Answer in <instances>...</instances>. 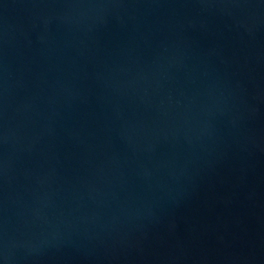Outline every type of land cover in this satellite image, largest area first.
I'll list each match as a JSON object with an SVG mask.
<instances>
[{
	"label": "water",
	"instance_id": "obj_1",
	"mask_svg": "<svg viewBox=\"0 0 264 264\" xmlns=\"http://www.w3.org/2000/svg\"><path fill=\"white\" fill-rule=\"evenodd\" d=\"M0 264H264V0H0Z\"/></svg>",
	"mask_w": 264,
	"mask_h": 264
}]
</instances>
